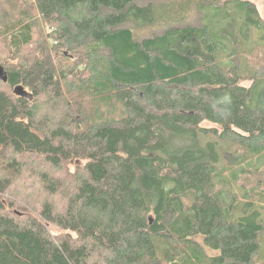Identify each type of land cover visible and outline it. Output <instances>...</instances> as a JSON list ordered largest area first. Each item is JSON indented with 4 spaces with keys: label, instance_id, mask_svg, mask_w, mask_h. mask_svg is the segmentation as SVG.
Instances as JSON below:
<instances>
[{
    "label": "trees",
    "instance_id": "16d2710c",
    "mask_svg": "<svg viewBox=\"0 0 264 264\" xmlns=\"http://www.w3.org/2000/svg\"><path fill=\"white\" fill-rule=\"evenodd\" d=\"M40 1L0 0V264H264L256 0Z\"/></svg>",
    "mask_w": 264,
    "mask_h": 264
},
{
    "label": "rangeland",
    "instance_id": "374dc122",
    "mask_svg": "<svg viewBox=\"0 0 264 264\" xmlns=\"http://www.w3.org/2000/svg\"><path fill=\"white\" fill-rule=\"evenodd\" d=\"M64 1H66V0H44L43 3H44V5L49 6L51 4H59V3H62ZM34 2L37 3L38 6L41 4L40 0H36V1L34 0ZM256 2H257V5L260 9L261 14L264 16V0H256ZM254 39H256V37ZM5 56H6V50L3 46L2 41L0 40V57H5ZM72 98H75V97H72ZM75 100H81L84 102H91L92 101V99L88 98V97L77 98V99H74L73 101H75ZM88 107H89V105H86L84 108H88ZM223 160L225 163H228L229 165L239 164L241 162V155H240L239 151H235V152L233 151L232 153H227L226 155H224ZM9 162L11 163V161H9ZM236 189L240 193V195L244 198L245 188H243L240 185H237ZM259 200H260L259 201V209L262 212V217L264 219V200L262 201L261 198ZM18 203L24 204V201H20ZM48 226L51 229V231H53L54 233L60 232V229L57 225L48 224ZM263 249H264V238H263L262 246H261V250H263ZM261 261H264V250H263V256L261 257Z\"/></svg>",
    "mask_w": 264,
    "mask_h": 264
},
{
    "label": "water",
    "instance_id": "95a60500",
    "mask_svg": "<svg viewBox=\"0 0 264 264\" xmlns=\"http://www.w3.org/2000/svg\"><path fill=\"white\" fill-rule=\"evenodd\" d=\"M16 89H17V92H18L19 94H21V95H27L26 91H24V90L22 89V87L18 86Z\"/></svg>",
    "mask_w": 264,
    "mask_h": 264
}]
</instances>
